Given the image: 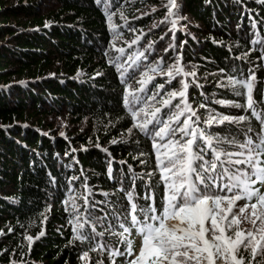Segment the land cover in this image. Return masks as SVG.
Wrapping results in <instances>:
<instances>
[{
  "label": "trees",
  "instance_id": "trees-1",
  "mask_svg": "<svg viewBox=\"0 0 264 264\" xmlns=\"http://www.w3.org/2000/svg\"><path fill=\"white\" fill-rule=\"evenodd\" d=\"M166 1L111 0V10H122L128 20L127 27L119 29L123 39L130 41L141 30L147 33L138 45L126 48V54L143 50L148 38L156 42L159 35L153 32L161 23L146 29L161 15L136 17L143 9ZM177 3L178 15L188 20L184 24L188 34L177 29L171 41L170 23L163 24L165 48L176 46V51L164 53L165 63L170 64L178 51L187 69L196 71L189 102L193 106L207 104V109H200L202 116L213 109L229 115L245 114L215 103L220 99L243 102L220 88L218 81L229 75L241 78L264 63L258 59L261 45L251 42L264 39V4L260 0ZM162 12L164 19L166 11ZM113 21L120 25L124 20L117 14ZM129 28H135L136 33ZM112 42L103 4L97 5L95 0H0V231L4 233L0 235V264H87L80 256L89 245L71 242V216L63 202L70 195L82 197L86 181L93 200H104L103 193H109V204L101 207L119 211L127 205L118 190L121 184L129 187L125 179L131 175L128 166L139 173L153 170L151 141L142 134L127 133L130 123L122 103L124 85L108 64L109 57L116 56L110 48ZM159 45L156 42L154 49ZM155 50L149 62L161 57ZM76 74H80L77 79ZM256 76L264 80L263 68H257ZM156 82L163 80L157 77ZM129 83L134 85L135 80ZM172 87L180 85L175 81L166 85ZM59 121L67 124L66 139L55 131ZM114 139L118 142L112 143ZM123 140L127 143L120 142ZM141 152L145 153L142 157ZM139 159L147 165L139 164ZM109 168L114 179L109 178ZM71 177L78 179L72 181ZM140 183L137 181V192L142 193ZM156 195L159 204L163 186ZM113 201L121 203L113 205ZM76 203L82 205L83 201ZM41 231L44 235L35 239ZM26 236L34 238L30 248ZM108 239L110 246L123 250L115 237ZM89 255L93 264L97 259L110 264L103 255ZM116 264H122L121 258H116Z\"/></svg>",
  "mask_w": 264,
  "mask_h": 264
},
{
  "label": "snow or ice",
  "instance_id": "snow-or-ice-1",
  "mask_svg": "<svg viewBox=\"0 0 264 264\" xmlns=\"http://www.w3.org/2000/svg\"><path fill=\"white\" fill-rule=\"evenodd\" d=\"M95 3L103 4L113 34L111 49L118 53L109 57L108 64L124 85L122 103L130 123L127 133H139L151 141L155 163L153 170L146 173L135 172L128 166L131 175L125 179L129 187L125 189L121 184L118 190L127 205L119 211L109 212L101 207L109 204V193H103L104 200H93L86 181L82 197L70 195L63 202L71 216L69 223L74 234L71 242L89 245L80 259L93 264L89 254L95 252L105 256L110 264H116V258H123V264H259L258 257L264 259V80L257 79L256 71L264 68V63L241 78L229 75L226 80L218 81L220 88L243 102L220 99L215 103L240 109L245 114L229 115L213 109L202 116L200 109L208 106L205 103L193 106L189 102V87L196 84L197 73L183 64L182 53L177 51L170 64L165 63L164 57L149 62L155 50L153 41L143 50L126 54L127 49L115 43L123 39L119 29L128 25L124 12L112 11L111 0H95ZM260 3L264 4V0ZM164 7L166 15L160 23L171 24L169 31L174 39L182 17L178 15L176 0H167ZM117 14L125 21L124 25L113 21ZM129 31L137 30L129 28ZM146 35L141 30L135 38L124 42L131 49ZM251 42L261 45L258 59L264 62V39ZM170 49L176 51V46L170 44L164 52ZM243 58L247 59V54ZM157 77L163 82H156ZM131 80H135L137 87L129 83ZM174 81L180 85L178 89L166 88ZM96 147L100 145L97 143ZM103 151L107 153V149ZM144 155L140 153L141 157ZM138 162L147 165L146 160ZM107 171L109 178L114 179L112 169ZM77 179L71 177L72 181ZM137 181L141 182L142 193L137 192ZM160 186L163 195L158 204L156 192ZM78 199H82V205L76 203ZM138 200L143 203H137ZM116 203L121 201H113V205ZM243 224L250 227L244 228ZM133 232L141 238L138 252H134L133 240L129 239ZM43 235L41 231L35 239ZM109 237H115L123 250L110 246ZM25 239L30 248L34 238ZM94 264H104V260L97 259Z\"/></svg>",
  "mask_w": 264,
  "mask_h": 264
},
{
  "label": "rangeland",
  "instance_id": "rangeland-1",
  "mask_svg": "<svg viewBox=\"0 0 264 264\" xmlns=\"http://www.w3.org/2000/svg\"><path fill=\"white\" fill-rule=\"evenodd\" d=\"M178 0H176V4L178 5ZM166 3H167V1H166ZM165 3V4H166ZM164 4V5H165ZM164 5H162V6H155V5H153L152 7H150V8H146V9H143L141 12H140V17H142V16H144V15H142V14H144V13H147V14H149V15H151V16H155V15H161L160 17L158 16V18L157 19H154L153 21L155 22V24L156 25H158V24H160V22L163 20V12H162V10H165L166 11V8L164 7ZM46 8H49L48 6L46 7ZM156 9V11H153V9ZM174 11H175V9H174ZM179 16L180 17H182L181 19H180V21H179V23H178V25H177V29L178 30H181V31H184V35H186V34H188L187 32H186V29H185V26H184V24L185 23H187L188 22V20H187V18H185V17H183L181 14H179ZM158 20H160L158 23H156ZM130 21V20H129ZM154 22H151L149 25H148V28L146 29V30H150V29H152V27L153 28H155L154 27V25H153V23ZM125 24V21H123L122 22V24H120V25H124ZM170 27H171V24L169 25ZM127 27V26H126ZM172 33V32H171ZM153 34H157V35H159V37L158 38H154L155 40H156V42H160L161 43V45H159V47L155 50V55H159V56H161V57H163V55H164V49H165V45H164V39L163 40H161L160 39V37L161 36H164V29H163V24H161V26H160V29H155V31L153 32ZM173 40V33H172V38H171V41ZM124 41H126L125 39H121L120 41H118L117 43H116V45H117V47H127V44L124 42ZM151 42H153V41H151L149 38L147 39V43L149 44V43H151ZM156 42H155V44H156ZM147 44V45H148ZM146 45V46H147ZM134 46H136V45H134ZM133 46V47H134ZM145 46V47H146ZM110 48H111V45H110ZM166 48H168V46H166ZM162 50V51H161ZM111 51H112V49H111ZM163 52V53H162ZM115 55H118V53H114ZM151 56H152V53H151ZM159 59V58H158ZM158 59H155V60H158ZM151 61H153V60H151ZM264 69V68H263ZM80 75V74H79ZM79 75L78 74H76L75 76H74V78H79ZM133 87L135 88V87H137V85H136V83L133 85ZM157 106H159V105H157ZM57 125V124H56ZM55 131L57 132V134H58V136H61L63 139H66V137H67V135L66 134H68L69 132H68V129H67V124L65 123V122H58V125H57V127L55 128ZM63 133V135H61ZM82 149H84V147H82ZM242 227H244V228H248V227H250V225H248V224H243L242 225ZM243 255H245V254H243ZM258 260H259V264H264V259H261V258H259L258 257ZM218 264H219V262H217Z\"/></svg>",
  "mask_w": 264,
  "mask_h": 264
},
{
  "label": "bare ground",
  "instance_id": "bare-ground-1",
  "mask_svg": "<svg viewBox=\"0 0 264 264\" xmlns=\"http://www.w3.org/2000/svg\"><path fill=\"white\" fill-rule=\"evenodd\" d=\"M218 264V263H217Z\"/></svg>",
  "mask_w": 264,
  "mask_h": 264
}]
</instances>
